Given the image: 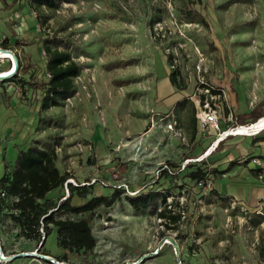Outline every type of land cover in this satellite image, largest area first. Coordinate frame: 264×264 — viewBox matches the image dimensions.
I'll use <instances>...</instances> for the list:
<instances>
[{"label": "rangeland", "instance_id": "1", "mask_svg": "<svg viewBox=\"0 0 264 264\" xmlns=\"http://www.w3.org/2000/svg\"><path fill=\"white\" fill-rule=\"evenodd\" d=\"M195 12L203 23L190 21ZM47 37L70 44L83 71L76 97L43 112L44 90L23 89L20 82L47 80ZM0 48L16 52L22 65L0 80V178L21 150L59 138L58 166L75 180L73 186L89 184L88 199L111 196L116 187L127 192L125 186L133 197L161 194L140 212L126 195L98 209L91 218L97 238L91 252L61 249L55 230L41 246L3 222L1 249L26 256L0 264H264V142L253 144L264 131L233 135L236 116L264 100V0H70L44 12L34 11L28 0H0ZM10 65L0 59V73ZM173 71L185 88L177 92L180 99L192 101L203 83L224 92L217 101L219 130L210 128L206 137L199 130L193 144L175 107L158 98ZM228 132L224 149L209 164L219 170L232 160L239 164L196 187L189 166ZM168 163L175 167L164 174ZM255 168L262 169L256 176ZM165 192L171 194L168 208L182 215L176 231L158 218ZM69 195L62 187L48 196L59 203ZM85 202L74 194L73 205ZM170 237L178 254L172 244L163 245Z\"/></svg>", "mask_w": 264, "mask_h": 264}, {"label": "trees", "instance_id": "2", "mask_svg": "<svg viewBox=\"0 0 264 264\" xmlns=\"http://www.w3.org/2000/svg\"><path fill=\"white\" fill-rule=\"evenodd\" d=\"M28 1L29 6L34 11L44 12V10L56 11L63 3L70 0ZM43 19L45 23L48 21L45 16ZM189 19L191 22H204L203 16L196 14V12L195 15L189 16ZM159 22H161L160 18L154 20L152 27ZM7 43L6 40L3 45L6 46ZM17 45H27V43L18 42ZM43 52L46 57L47 80L39 85L37 84L38 86L35 83H24L22 80L20 83L23 89L30 86L44 90L40 109L45 112L53 108L63 107L68 99L76 97L78 92L76 79L81 76L83 68L74 60L71 45L62 39L57 37L44 38ZM169 59L173 60L174 56H169ZM21 67V61H19V69ZM169 79L177 92L185 89L182 86V80L178 72H171ZM202 87L212 88L213 94H221V90L212 85L203 84ZM174 111L178 115V121L190 133L192 144L195 143L199 130L194 103L189 98H183L176 103ZM227 114L229 115L228 111ZM262 118H264V100L253 108L249 114L236 116V125H255ZM223 131L225 132V130ZM58 139L55 138L44 144L39 142V146L21 150L14 167L9 169L5 166V172L0 178V238L3 236L4 223L7 221L12 229L19 232V236L27 240L36 241L38 244L43 243L42 245H44L45 240L55 230L58 246L61 249L68 252H91L97 246V238L93 233L91 218L98 209L102 207L111 208L120 200L122 195H126L129 204L135 211L140 212L149 206L155 205L161 194L148 192L133 197L126 190L116 187L111 196H93L88 199L91 194V188H88V184L80 187L69 183L70 195L64 201L55 203L48 195L54 190L65 187L68 179L72 178L69 173H62L58 166ZM260 142H264V136L253 138L254 145ZM224 145L225 140L221 141L209 156L189 166L191 171L187 176L195 183L196 187L206 186L210 177L214 175L224 176L232 167L239 164L238 160H232L226 170H219L217 167L210 166L209 160L221 153ZM186 160H190V158ZM166 166H168V169L162 167L161 170L164 174L175 167L171 163ZM261 170V168H255L251 169V172L256 176ZM75 193L81 198L87 199V202L79 206L73 205L72 199ZM130 193L133 192L130 191ZM170 195L169 192L162 195L165 207L159 212L158 218L163 220L168 230L176 231L182 215L168 208L167 200ZM2 250L5 256L16 254L15 252L8 254V250L3 245ZM262 250L264 253V248Z\"/></svg>", "mask_w": 264, "mask_h": 264}, {"label": "built area", "instance_id": "3", "mask_svg": "<svg viewBox=\"0 0 264 264\" xmlns=\"http://www.w3.org/2000/svg\"><path fill=\"white\" fill-rule=\"evenodd\" d=\"M2 50H4V49H2ZM8 51L10 53H12L14 58L16 57L18 60V66L16 65V62L14 59H11V61H9V63L11 64L9 67V69H11V70L9 72L14 71V75H15L19 70V61L20 60H19V57L17 56L16 52H14L12 50H8ZM14 75H12V76H14ZM79 80H81L80 77H78L76 79V83H78ZM202 91L203 92L201 94H199L198 96H196L195 98L192 99V102L194 103L195 108H196V118L198 120V130H202V132L204 134H206V131H208L210 128H214L215 130L216 129L219 130V125H220V120H221V114H220L221 112H220V106L217 104V101L220 99V97L222 96V93H224V92L221 91V94H213L212 88H205V87L202 88ZM68 101L71 102V99H68L67 102ZM176 125H177V122H175V126ZM169 127H170V129H173V126H169ZM239 127H247V129L250 130L251 134H253V133L258 134V133L264 131V130L258 131L257 133H256V131L254 132L252 129L253 125L239 126ZM237 128H234V129H237ZM178 135L181 136V134H179V133H178ZM243 136H249V135H243ZM60 151H61V148L58 147L57 153L59 154ZM187 161H189V160H187ZM164 168L168 169V166H164ZM95 182H97V181L94 180L93 184ZM69 183L75 184V180L73 178H70V179H68L67 183L65 184L66 192L68 193V195L70 193L69 189H68ZM76 186H77V184H76ZM125 187L128 189L127 192L129 194H131L129 188L127 186H125Z\"/></svg>", "mask_w": 264, "mask_h": 264}, {"label": "bare ground", "instance_id": "4", "mask_svg": "<svg viewBox=\"0 0 264 264\" xmlns=\"http://www.w3.org/2000/svg\"><path fill=\"white\" fill-rule=\"evenodd\" d=\"M0 59L1 60H5L7 62L11 61V59H14V56L12 55V53H10L9 51H4L2 49H0ZM16 67V66H15ZM11 69L7 70V71H4V72H1L0 73V78H8L9 76H11V74H14V71L12 72H9ZM15 70V69H14ZM3 80V79H2ZM264 118L260 119L255 125H253L252 129L253 131L255 132H258V131H262L264 130ZM240 129H242L240 131ZM262 129V130H261ZM242 133V134H241ZM247 133H250V130H248L246 127H238L237 129H235L233 131V135H247ZM229 135V132L227 134H222L217 140H216V143H215V147L216 145L219 143V141H223L227 136ZM214 149V148H213ZM5 257V256H4Z\"/></svg>", "mask_w": 264, "mask_h": 264}, {"label": "crops", "instance_id": "5", "mask_svg": "<svg viewBox=\"0 0 264 264\" xmlns=\"http://www.w3.org/2000/svg\"><path fill=\"white\" fill-rule=\"evenodd\" d=\"M161 88V87H160ZM176 96V97H175ZM158 98L162 101V103L167 107L169 106V108H172V107H175L176 106V103L179 102L180 99L179 96L177 95V91L176 89L173 87V85L171 84L170 82V85L168 84H165V88H161V90H159V95H158ZM171 98H175L174 100L171 99ZM169 100H171L170 102H168ZM247 128V127H246ZM242 130V129H240ZM207 134H203V137H206ZM198 137L201 138L200 136V131L198 133ZM221 141H219L220 143ZM219 143L216 145V147H218ZM212 150V149H211ZM214 151V149L212 150ZM211 151V152H212ZM211 152L209 153V155L211 154ZM208 155V156H209ZM207 157V156H206Z\"/></svg>", "mask_w": 264, "mask_h": 264}, {"label": "water", "instance_id": "6", "mask_svg": "<svg viewBox=\"0 0 264 264\" xmlns=\"http://www.w3.org/2000/svg\"><path fill=\"white\" fill-rule=\"evenodd\" d=\"M4 51H8V50H4ZM15 62H16V65L18 66V60H17V58L15 57ZM12 75H14V74H11V76ZM10 77V76H9ZM8 77V78H9ZM8 78H6V79H8ZM6 80V79H4V78H0V80L1 81H3V80ZM45 239V238H44ZM168 240V241H167ZM42 244L43 243H41V246H42ZM169 244H172L173 246H174V249H175V253H177L178 254V252H179V245H178V243L176 242V240L174 239V238H168V239H165V240H163V245H169ZM21 256H26V255H14V256H11V257H4V253H3V251H2V249H1V247H0V260L2 261H9V262H12L13 260H15L16 258H19V257H21ZM28 256V255H27Z\"/></svg>", "mask_w": 264, "mask_h": 264}]
</instances>
